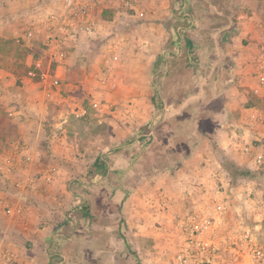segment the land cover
Wrapping results in <instances>:
<instances>
[{"label":"rangeland","instance_id":"obj_1","mask_svg":"<svg viewBox=\"0 0 264 264\" xmlns=\"http://www.w3.org/2000/svg\"><path fill=\"white\" fill-rule=\"evenodd\" d=\"M27 1L26 18L58 0ZM124 1L130 6L124 7ZM153 2L99 0L96 31L70 49L60 91L52 99L37 101L36 91L22 81L27 58L40 54L39 42L31 50L16 44L12 76L0 79V88L11 97L0 104L3 116L11 111L15 125L31 127L27 137L37 153L31 160V146L19 138L7 147L0 142V159L10 155L13 170L0 174V201L9 183L25 181L24 170L30 173L28 185L33 182L31 205L38 197L41 208L53 209L58 201L56 220L63 227L57 233L65 237L58 251L65 258L54 264H106L110 259L174 264L183 220L212 213L216 207L210 202L225 203L222 216L232 224L253 226L264 219V172L247 159L238 163L211 149L214 114L203 108L205 96H199L201 85L184 51L175 57L167 31L151 23V10L159 8V0ZM157 58H165L159 78V68L151 67ZM156 95L172 105L159 112L151 102ZM78 111L84 113L77 117ZM201 138L206 141L200 143ZM15 143L27 147L30 160L12 150ZM205 152L210 157L204 159ZM97 157L105 161L106 174L86 175ZM203 171L209 172V182ZM243 171L249 174L243 177ZM207 191L211 198L206 200ZM84 200L89 214L80 217Z\"/></svg>","mask_w":264,"mask_h":264},{"label":"crops","instance_id":"obj_2","mask_svg":"<svg viewBox=\"0 0 264 264\" xmlns=\"http://www.w3.org/2000/svg\"><path fill=\"white\" fill-rule=\"evenodd\" d=\"M18 1L0 0V79L12 76L11 64L17 55L15 30L30 18H26L28 11L24 6L29 1ZM221 1L224 0H159L156 5L159 8L151 10L153 13L149 16L152 24L161 25L167 31L171 53L176 57L184 51L187 64L196 67V72L193 71L201 85L199 96H205L203 108L214 114L210 119L215 124L211 149L224 151L240 163L246 159L240 151L241 144L250 141L255 134L248 115L259 106L252 89L255 86V56L263 35L264 7L260 0H231V5ZM152 4H155L153 0ZM17 14L22 16L21 21H16ZM142 14L141 17L143 11ZM164 59L157 58L152 70L155 64L165 63ZM10 101V94L0 88V104ZM28 128H31L28 124H17L15 134L31 146V160L35 161L37 153L27 137ZM237 129L242 133L239 136ZM204 141L205 138L200 139V143ZM210 155L211 152L202 153L204 159ZM207 171L200 174L209 182ZM23 173L27 178L19 188L9 183V191L2 192L5 200L0 201V264H4L7 256H11L12 261L6 264H54L55 259L65 258L64 253L58 251L61 240H65L57 233V229L63 227L56 220L60 205L53 201V209L41 208L43 203L38 197L34 200L37 204L31 205L33 182L28 185L30 173L26 170ZM204 194L206 200L211 198L210 191ZM15 205L29 208L20 217L5 216L2 209ZM106 264L118 263L110 259Z\"/></svg>","mask_w":264,"mask_h":264},{"label":"built area","instance_id":"obj_3","mask_svg":"<svg viewBox=\"0 0 264 264\" xmlns=\"http://www.w3.org/2000/svg\"><path fill=\"white\" fill-rule=\"evenodd\" d=\"M99 0H58L53 6H40L24 25L15 30L16 44L31 50L34 42L41 45L37 57H28L24 84L37 93V101H48L59 93L63 71L69 61V51L91 38L97 28ZM264 1V0H263ZM129 7L128 1L123 2ZM141 17L142 12L138 13ZM255 86L252 89L259 106L250 111L248 118L255 134L250 141L240 146L242 155L264 172V26L260 45L255 56ZM84 111L75 115L81 116ZM13 113L8 112V116ZM243 140V139H242ZM12 150L30 160L29 151L23 144L15 143ZM10 155L0 159V174L12 172ZM20 182H13L19 188ZM216 207L212 213L191 214L182 222V238L175 254L174 264H264V219L253 226L230 223L223 217L225 203L210 202ZM264 205V204H263ZM29 206L5 207L3 213L9 217H20ZM258 208V206H257ZM261 223V224H260ZM11 256L4 259V264Z\"/></svg>","mask_w":264,"mask_h":264},{"label":"trees","instance_id":"obj_4","mask_svg":"<svg viewBox=\"0 0 264 264\" xmlns=\"http://www.w3.org/2000/svg\"><path fill=\"white\" fill-rule=\"evenodd\" d=\"M24 50V49H23ZM25 51V50H24ZM26 52V51H25ZM161 64H155V69L159 68V70L157 71L156 77L159 78L162 76L161 73ZM25 71H26V67H25ZM24 71V72H25ZM153 86H156V83L153 81ZM183 98V96H182ZM181 98V100H182ZM155 99L158 100V102H155ZM181 100L178 99L177 104L179 103V101L181 102ZM151 102L153 103V106L157 107V109L160 110L162 109V107L164 105L166 106H171L172 104L170 103H166L162 98H160L159 95H156V97L151 99ZM158 112V113H159ZM4 138V140H3ZM17 140L16 134H15V123L14 120L10 117H8V115H5V117L3 116V111L0 109V142H2V144L6 143V147L8 146V143ZM235 170H239L238 168H235ZM107 172V167L105 165V161L101 159V157H97L93 163L90 165L89 169L86 170V175H99V176H104ZM249 174V172L247 171H243V173L241 174L243 177L247 176ZM80 209L83 211V213H81L79 216L80 217H86L88 216V211H89V202L84 200L81 202V206Z\"/></svg>","mask_w":264,"mask_h":264},{"label":"water","instance_id":"obj_5","mask_svg":"<svg viewBox=\"0 0 264 264\" xmlns=\"http://www.w3.org/2000/svg\"><path fill=\"white\" fill-rule=\"evenodd\" d=\"M190 63H191V62H190ZM191 64H192V63H191ZM192 67H193L194 71L196 72V67H195L194 64H192Z\"/></svg>","mask_w":264,"mask_h":264}]
</instances>
